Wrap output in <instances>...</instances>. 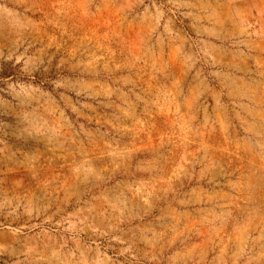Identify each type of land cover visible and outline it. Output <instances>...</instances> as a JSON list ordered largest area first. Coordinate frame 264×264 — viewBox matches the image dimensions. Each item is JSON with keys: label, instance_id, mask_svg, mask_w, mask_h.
<instances>
[{"label": "rangeland", "instance_id": "obj_1", "mask_svg": "<svg viewBox=\"0 0 264 264\" xmlns=\"http://www.w3.org/2000/svg\"><path fill=\"white\" fill-rule=\"evenodd\" d=\"M0 264H264V0H0Z\"/></svg>", "mask_w": 264, "mask_h": 264}]
</instances>
